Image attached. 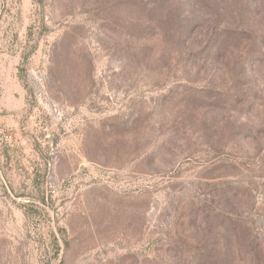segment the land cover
<instances>
[{"label": "rangeland", "instance_id": "374dc122", "mask_svg": "<svg viewBox=\"0 0 264 264\" xmlns=\"http://www.w3.org/2000/svg\"><path fill=\"white\" fill-rule=\"evenodd\" d=\"M0 264H264V0H0Z\"/></svg>", "mask_w": 264, "mask_h": 264}]
</instances>
